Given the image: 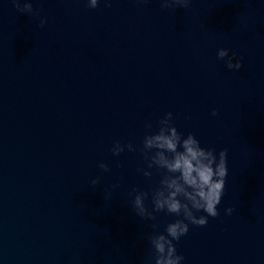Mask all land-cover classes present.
Returning <instances> with one entry per match:
<instances>
[{"label":"water","instance_id":"obj_1","mask_svg":"<svg viewBox=\"0 0 264 264\" xmlns=\"http://www.w3.org/2000/svg\"><path fill=\"white\" fill-rule=\"evenodd\" d=\"M28 2L0 0V264H154L149 237L183 217L142 219L133 190L152 211L164 170L140 150L169 112L228 153L220 215L174 241L182 264H264V0Z\"/></svg>","mask_w":264,"mask_h":264},{"label":"clouds","instance_id":"obj_2","mask_svg":"<svg viewBox=\"0 0 264 264\" xmlns=\"http://www.w3.org/2000/svg\"><path fill=\"white\" fill-rule=\"evenodd\" d=\"M101 0H88V7L95 9ZM147 3L148 0H140ZM15 7L21 13H32L33 6L28 0H13ZM110 6V0H105ZM192 0H161L163 9L184 8L187 9ZM47 23L41 20V27ZM218 58H227V68L239 71L243 64L237 60L235 55L229 56V51L220 49ZM233 60H236L233 63ZM213 116L218 115L213 111ZM173 114L169 112L166 117L159 121V131L144 137L141 153L148 162L149 169L164 170L163 178L151 193L153 209L149 211L145 201L149 198V193L134 189L136 193L132 202L136 215L142 219L156 220L154 213L166 211L170 215L183 217L173 223H169L165 228V233L154 234L149 237L152 249L154 250V264H182L184 257L177 254L174 241H179L181 237L189 232V224L198 227H205L208 224V217L216 218L220 215L218 206L221 205L225 192L226 179L229 175L227 165V150L219 153V158L214 149L203 148L200 141L193 134H188L185 138L173 124ZM148 129L152 128L149 123ZM129 151H136L131 143L127 145ZM125 150L124 146L117 142L112 149L114 155L119 156ZM105 172L110 171L106 164L99 165ZM143 171L146 177H151L152 172ZM100 183L99 179L91 181L93 186ZM233 208H227L226 213L231 215ZM206 215L197 216V213ZM187 221V223L185 222ZM155 229L157 226L152 225Z\"/></svg>","mask_w":264,"mask_h":264}]
</instances>
